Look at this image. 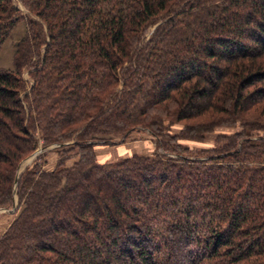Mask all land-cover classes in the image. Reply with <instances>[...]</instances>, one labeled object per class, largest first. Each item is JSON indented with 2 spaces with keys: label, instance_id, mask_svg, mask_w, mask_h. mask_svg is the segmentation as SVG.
<instances>
[{
  "label": "trees",
  "instance_id": "obj_1",
  "mask_svg": "<svg viewBox=\"0 0 264 264\" xmlns=\"http://www.w3.org/2000/svg\"><path fill=\"white\" fill-rule=\"evenodd\" d=\"M20 1L34 18L0 70V209L17 198L0 264H264V0ZM21 19L0 0V50ZM223 127L241 131L183 147ZM134 132L162 153L97 162ZM40 140L54 167L17 178Z\"/></svg>",
  "mask_w": 264,
  "mask_h": 264
},
{
  "label": "rangeland",
  "instance_id": "obj_2",
  "mask_svg": "<svg viewBox=\"0 0 264 264\" xmlns=\"http://www.w3.org/2000/svg\"><path fill=\"white\" fill-rule=\"evenodd\" d=\"M14 6L18 9L19 15L22 19L17 23L14 30L10 34V37L3 43L2 48L0 50V70H9L13 69L14 65V53L16 49L17 43L23 38L26 32V23L28 18H34L30 15L25 8L23 7L20 0H12ZM156 25L148 26L142 34V39L137 44V47L144 45L150 34L153 32ZM22 78L26 81L27 87L29 89L31 85V81L28 75V72L22 71ZM171 135L176 136L181 131V127L173 126L171 128ZM241 129L238 128H216L213 132L208 133L204 136L203 142H191L185 141L183 142V147L190 151L191 155H195L200 153L202 150L211 149L214 147L215 142L217 141L219 136L229 135L235 132H240ZM252 135H257L256 133H251ZM261 135V134H260ZM110 140L114 143L113 145L106 146H95L94 151L96 155V160L99 164H109L115 163L124 158L131 157L132 155H141L152 157L154 154L162 153L161 149L157 148L155 140L147 135L140 132H134L129 138H127L124 142H121V137L113 136ZM42 142L39 141V146L35 150V152L22 161L18 167V173H22L27 168H31L34 163L41 164L45 169H50L54 167L55 162L59 157V152L54 149L53 146L42 148ZM74 157V155L72 154ZM109 156V157H108ZM76 160V158H72L67 162V165H71V163ZM115 160V161H114ZM17 198L15 199V203L11 207H3L0 209V236L5 232V230L9 227L11 222L15 219L17 212Z\"/></svg>",
  "mask_w": 264,
  "mask_h": 264
},
{
  "label": "water",
  "instance_id": "obj_3",
  "mask_svg": "<svg viewBox=\"0 0 264 264\" xmlns=\"http://www.w3.org/2000/svg\"><path fill=\"white\" fill-rule=\"evenodd\" d=\"M19 175H20V173H18V171H17V178L19 177Z\"/></svg>",
  "mask_w": 264,
  "mask_h": 264
},
{
  "label": "bare ground",
  "instance_id": "obj_4",
  "mask_svg": "<svg viewBox=\"0 0 264 264\" xmlns=\"http://www.w3.org/2000/svg\"><path fill=\"white\" fill-rule=\"evenodd\" d=\"M109 157V156H108ZM115 161V160H114Z\"/></svg>",
  "mask_w": 264,
  "mask_h": 264
},
{
  "label": "crops",
  "instance_id": "obj_5",
  "mask_svg": "<svg viewBox=\"0 0 264 264\" xmlns=\"http://www.w3.org/2000/svg\"><path fill=\"white\" fill-rule=\"evenodd\" d=\"M14 203H15V201H14Z\"/></svg>",
  "mask_w": 264,
  "mask_h": 264
}]
</instances>
